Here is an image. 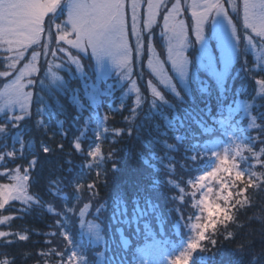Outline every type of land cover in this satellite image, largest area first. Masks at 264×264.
<instances>
[{
	"label": "trees",
	"instance_id": "trees-1",
	"mask_svg": "<svg viewBox=\"0 0 264 264\" xmlns=\"http://www.w3.org/2000/svg\"><path fill=\"white\" fill-rule=\"evenodd\" d=\"M262 66L241 44L221 87L192 78L181 96L163 91L165 102L145 96L136 105L124 95L125 84L106 80L95 110L73 70L63 72L61 87L50 88L39 76L30 113L18 123L0 116V175L19 166L31 177V200L0 209V216L12 217L0 225L9 233L0 238V254L13 264H73L76 249L84 250L73 212L85 202L100 211L104 200L107 243L125 262L139 263L138 246L151 234H168L167 246H178L196 216L192 180L211 164L204 144L221 138L230 147L228 168L212 182L214 209L202 218L188 264H264V92L257 83L264 79ZM139 68L137 82L147 94ZM238 100L249 103L248 113L235 110ZM90 117L95 120L86 124ZM97 147L101 155L94 160L88 152ZM179 196L189 200L187 206L179 205ZM120 228L131 240L128 251L115 234Z\"/></svg>",
	"mask_w": 264,
	"mask_h": 264
},
{
	"label": "rangeland",
	"instance_id": "rangeland-1",
	"mask_svg": "<svg viewBox=\"0 0 264 264\" xmlns=\"http://www.w3.org/2000/svg\"><path fill=\"white\" fill-rule=\"evenodd\" d=\"M71 2L72 0H61L56 12L57 19L52 24L54 29L52 26L50 28L46 26V31L41 35L38 43L30 45L23 50V55H18L19 50L15 47H13L12 51H8L7 45H0V55L3 57L4 65L0 69V116L6 115L9 120L13 119L18 123L21 119H16L15 117L20 116L23 118L30 113L33 91L36 79L39 76V79L44 80L50 88L61 87L65 83L63 72L69 71L73 74L72 70L84 80L82 90H85V98L95 110L100 105L98 102V91L106 80H110L112 84L115 83L118 87L125 84L122 86L124 95H132L136 105L142 103L145 96L150 97L153 101L161 99L163 100L161 102H165L167 99L163 91L181 96V90L188 91L190 82L193 79L197 80V82L201 80L202 84L205 83L204 86L211 84L221 87L230 74V70L241 49V44L253 54L254 59L262 64V69H264V36L257 35L251 28L245 26L243 0H153L154 3L160 2L161 6L156 11L154 22L148 28L144 27L148 0H139L141 8L136 36L131 35L130 8L127 13V31L129 33L127 37L129 53L127 56L118 47H112L110 55L94 54L90 47L79 49L64 41H58L56 36L61 33L56 31L54 25L55 23H61L62 30L70 32V26L65 29L64 24L67 20ZM177 4L179 11H172L173 5ZM205 4L213 6L218 4L219 8L212 7L207 12L208 17L201 26L200 38L197 39L195 35L196 18L192 16V12L195 11L198 15L204 12ZM61 6L66 9L67 15L65 17L61 14ZM166 14H170L168 21L170 27L168 30L164 27V16ZM43 35L45 36L43 37ZM137 37H139V40ZM68 39L75 40V36L70 34ZM181 41H183L182 44ZM137 46H139L138 53ZM178 52L183 53V59L179 65L174 67V59L179 63L177 59ZM83 56H89L92 60L91 63L85 61ZM76 62L79 63V67H77ZM122 63L125 64L124 67L120 66ZM13 64L14 66L10 67ZM87 66L89 69H86ZM137 66L138 68L140 67L138 73L145 76L147 94L142 93V87L137 82ZM17 78H19V84L22 86L23 92L31 93L29 98L22 101L24 109L21 108L20 103H17L19 90L14 83ZM161 80H164V82L161 83ZM149 82H151L155 91L159 93V96L153 94L152 89L149 87ZM259 89L264 92V89L260 87ZM235 110H242L248 113L249 103L238 100L235 104ZM15 113L16 115H13ZM93 119L91 117L86 119V124L93 122ZM85 131L83 130L79 136H84ZM204 146L211 151L213 161L207 170L200 172L193 178L192 183L195 185V181L199 176L212 171L218 163H222V166L216 171L214 176L202 182L198 188L197 197L194 199L198 200V206L195 207L196 216L188 230H186L187 238L183 242L179 241L177 243L178 246L168 247L167 243L170 237L168 234L163 235L157 239L160 246L149 249L144 248L139 251L138 264H171L173 258L181 253V250L183 252L186 246L193 245L194 236L198 235L199 230L203 229L200 227L202 218L205 214L213 211L215 204L212 197V182L228 168L230 149L229 144L223 142L221 138L208 141ZM213 153H216L217 156H214ZM223 156L224 160L220 162L218 158H223ZM1 163L2 159H0ZM16 169H19L21 174H23L19 166H12L8 170L9 176L14 174ZM4 171L2 170L1 173ZM9 176L0 178L1 180L4 178L7 180L1 184L12 183ZM25 192L31 198L28 182ZM30 198L19 202H29ZM188 201L182 196L178 197V203L182 207L187 206ZM104 202L105 200L99 208L102 212L93 209L94 212L92 213L91 204L88 202L83 203L78 211H74L73 216L75 215L76 228H79V232L89 240L90 247L96 252L105 247L101 251L96 264H132V262H127V260L125 262L122 259L123 254L118 257L110 246L106 247V237L102 231L104 218L100 216L104 215ZM125 209L126 206L123 205V210ZM134 220H136L135 216ZM173 231L177 234L180 232L177 224L173 227ZM108 232L110 233V231ZM115 234L119 237V245L125 251H128L131 240L127 238L121 228ZM74 264L88 263L80 253L76 252Z\"/></svg>",
	"mask_w": 264,
	"mask_h": 264
},
{
	"label": "snow or ice",
	"instance_id": "snow-or-ice-1",
	"mask_svg": "<svg viewBox=\"0 0 264 264\" xmlns=\"http://www.w3.org/2000/svg\"><path fill=\"white\" fill-rule=\"evenodd\" d=\"M61 3V0H0V45H7L8 51H12L15 47L18 51V55H23V50L27 49L30 45L38 43L41 35L46 31V26L49 28L53 22L56 21L57 8ZM160 2L154 3L153 0H148L147 10L144 18V27L148 28L155 20L156 11L159 10ZM219 8V5H204V12L199 15L193 11L192 16L196 18L195 35L196 38H200L201 26L205 22L207 12L212 8ZM129 8L131 9V35L137 34V23L140 19L141 5L139 0H72L69 6L67 20L64 24L65 29L70 26V32L62 30L61 23H55V29L60 35L56 36L58 41H64L72 45L74 48L83 49L84 47H90L94 54H107L110 55L112 47H118L123 54L127 56L129 48L127 44V37L129 35L127 31V13ZM172 11L178 12L179 6L173 5ZM243 12L245 26L251 28L259 36H264V0H243ZM47 17V19H46ZM170 14L164 16V27L169 29ZM74 35L75 40L68 39L69 35ZM139 40V37H137ZM183 41H181V44ZM47 47V45H45ZM63 51V49H61ZM139 52V46H137V53ZM55 54V53H53ZM35 56V54H33ZM177 60H173V66H177L183 59V53H177ZM74 60V58H73ZM75 62V60H74ZM77 67H79V63ZM14 66L10 65V67ZM120 66L124 67L125 64ZM23 74V73H22ZM164 80H161L163 83ZM16 88L19 90L17 103L21 104V108L24 109L23 100L29 98L31 93H24L22 86L19 84V78L14 82ZM259 87L264 89V79L257 81ZM149 87L152 89L153 94L159 96V93L152 87L149 82ZM16 119H22L17 116ZM3 126L0 125V130ZM78 149L79 145H75ZM47 151V149H45ZM251 151V149H249ZM264 152V149H261ZM9 157L14 153H8ZM101 155L99 147L88 152V156L96 160ZM217 156L216 153H213ZM256 155H260L256 153ZM0 159H3L0 156ZM220 162L223 158H218ZM222 166V163H218L212 171L206 172L201 175L195 181V187L198 189L202 182L207 181L216 174V171ZM9 176L8 170H5L0 178ZM26 177V179H25ZM12 183L0 184V209L5 208L9 202L27 200L30 197L26 195L25 187L27 182L31 179L27 171H23L21 174L19 169L14 170V174L9 176ZM88 187H93L89 185ZM193 196L196 195L194 191ZM193 207H196L195 202ZM12 219L10 216H0V225L5 224ZM9 233L0 231V238L8 237ZM24 235L19 236V240H26ZM194 245L186 246L185 251L176 255L171 264H188L191 251L190 249ZM0 264H13V260L9 259L6 254H0Z\"/></svg>",
	"mask_w": 264,
	"mask_h": 264
},
{
	"label": "bare ground",
	"instance_id": "bare-ground-1",
	"mask_svg": "<svg viewBox=\"0 0 264 264\" xmlns=\"http://www.w3.org/2000/svg\"><path fill=\"white\" fill-rule=\"evenodd\" d=\"M199 199V198H198ZM198 201V200H197ZM196 201V205L198 204V202ZM198 206V205H197ZM82 251H86V250H82Z\"/></svg>",
	"mask_w": 264,
	"mask_h": 264
}]
</instances>
